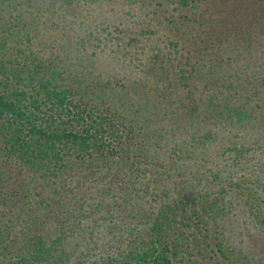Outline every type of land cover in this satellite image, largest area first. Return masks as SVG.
<instances>
[{
	"label": "trees",
	"instance_id": "1",
	"mask_svg": "<svg viewBox=\"0 0 264 264\" xmlns=\"http://www.w3.org/2000/svg\"><path fill=\"white\" fill-rule=\"evenodd\" d=\"M2 163L0 264L239 263L217 235L238 203L264 224V0H0V189Z\"/></svg>",
	"mask_w": 264,
	"mask_h": 264
},
{
	"label": "rangeland",
	"instance_id": "2",
	"mask_svg": "<svg viewBox=\"0 0 264 264\" xmlns=\"http://www.w3.org/2000/svg\"><path fill=\"white\" fill-rule=\"evenodd\" d=\"M3 166L7 172L3 175L4 186H1L0 194L3 192V196L8 197L10 205L12 206L8 208L3 205V208H0L1 220H3V211L8 212L9 216L13 215V211H19L21 202L18 200H20L21 193H23V188L26 184L24 180L25 172L23 173L21 169H17V167L12 165L8 166L7 164H3ZM12 203H15V205ZM262 221V218L259 219L250 212L249 206L239 205L238 203V205L232 208L227 219V225H225L226 227H223L224 230L221 228V231H219L220 234L217 236L220 239L225 238L227 243L234 247L237 252L242 249L247 253L246 255L248 256L239 258L240 260L237 264H264V224ZM213 234L216 236L217 233L213 232ZM215 242L216 240L213 241V248L217 250ZM203 253L208 256L212 252L210 249L204 247ZM198 256L201 257L200 255ZM209 260L208 258L204 263L214 264Z\"/></svg>",
	"mask_w": 264,
	"mask_h": 264
}]
</instances>
